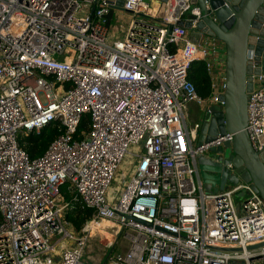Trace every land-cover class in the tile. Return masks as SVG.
Returning <instances> with one entry per match:
<instances>
[{"label":"built area","instance_id":"built-area-1","mask_svg":"<svg viewBox=\"0 0 264 264\" xmlns=\"http://www.w3.org/2000/svg\"><path fill=\"white\" fill-rule=\"evenodd\" d=\"M156 1L153 11L151 0H123L136 19L117 39L106 26L110 0H0V264H264L259 194L243 183L204 194L194 178L197 156L233 140L196 146L199 124L188 127L184 113L191 102L208 112L221 104L223 46L179 25L200 17L190 0ZM193 62L204 64L208 98L188 78ZM49 126L58 135L31 159L19 140ZM245 131L262 151L264 72ZM128 154L129 173L111 193ZM76 205L92 211L80 232L65 218ZM101 222L125 231L129 246L95 261Z\"/></svg>","mask_w":264,"mask_h":264},{"label":"water","instance_id":"water-1","mask_svg":"<svg viewBox=\"0 0 264 264\" xmlns=\"http://www.w3.org/2000/svg\"><path fill=\"white\" fill-rule=\"evenodd\" d=\"M110 2L115 4L105 16L107 27L115 10L127 12L123 0ZM190 3L199 9L200 17L193 28L191 22L180 21L179 25L215 38L224 49L221 104L206 111L209 115L199 124L196 146L209 143L218 135L233 134L231 142L218 146L217 155H210L206 169L210 179H217L220 175L217 170L223 173L231 165L234 174L243 177L264 201V147L260 152L254 151L245 131L248 95L253 91L254 77L264 72V0H190Z\"/></svg>","mask_w":264,"mask_h":264},{"label":"rangeland","instance_id":"rangeland-1","mask_svg":"<svg viewBox=\"0 0 264 264\" xmlns=\"http://www.w3.org/2000/svg\"><path fill=\"white\" fill-rule=\"evenodd\" d=\"M187 14L185 15V17ZM129 18L128 14H114L110 27H109V33L111 36L115 35L117 39L121 38L124 30H125V24L126 20ZM75 55V52L70 50L69 56L72 58ZM219 72L223 73V70L220 69ZM209 108H218L217 105H211ZM184 113L186 115V125L188 127L194 126L195 124H200L203 118L208 116L209 114L206 112L205 109H202V107L194 102L188 103L186 105V108L184 110ZM218 147H212L206 154H209L211 156H215L218 154ZM130 154L132 153H138L137 149H130ZM128 154L124 160L122 161L115 177L112 182L110 192L117 193L126 179L128 173H129V165L131 163V156ZM206 164L208 165V161L204 158L203 155L197 157V165L199 169V178L202 183V190L204 194H216L220 191H225L230 189L232 186H235L239 183L243 184H249L246 182V180L241 177L240 175H235L231 172L217 170L220 172L219 177L215 182L211 181V179L208 178V175L205 172ZM247 195L246 190H241L234 196V201L237 202L241 201L245 196ZM237 204V203H236ZM100 227H103V235L100 237V240L102 243H107L109 239L114 237L113 242L110 246H105L104 244H98V247L94 248L96 257H101L102 254L109 253L111 256H118L122 254L129 246V242L123 239V234L119 235V230L117 227H110L107 225L106 222H101V224L97 225V229ZM67 244V243H66Z\"/></svg>","mask_w":264,"mask_h":264},{"label":"trees","instance_id":"trees-1","mask_svg":"<svg viewBox=\"0 0 264 264\" xmlns=\"http://www.w3.org/2000/svg\"><path fill=\"white\" fill-rule=\"evenodd\" d=\"M188 78L193 82L197 93L202 98L210 96V84L203 62H193L188 71ZM88 130V116L84 115L78 130L76 138L82 137V132ZM58 135V130L54 126H49L42 129L38 134H30L19 140V145L26 151L31 159L40 157L44 154L49 144ZM67 186L61 188L62 193H65V198L70 195L67 193ZM70 199V198H69ZM68 199V200H69ZM92 211L76 205L72 211H67L65 218L70 222L75 232H80L85 223L91 218Z\"/></svg>","mask_w":264,"mask_h":264},{"label":"crops","instance_id":"crops-1","mask_svg":"<svg viewBox=\"0 0 264 264\" xmlns=\"http://www.w3.org/2000/svg\"><path fill=\"white\" fill-rule=\"evenodd\" d=\"M150 4H151V6H152V10L153 11H155L157 8L155 7L156 5H157V1L155 0H151V2H150ZM113 14H128L129 15V18L126 20V26H125V30H126V28H127V26H128V24H129V22L132 20V19H134L135 17L134 16H132L131 15V13H129V12H123V11H118V10H115L114 11V13ZM136 19V18H135ZM124 30V31H125ZM191 34H193L194 36H198L199 37V34L198 33H196V32H191ZM223 58H224V52H223V54H221L220 56H218V60L220 61V62H223ZM218 66V65H217ZM223 68V65L221 66V69ZM216 70H219L218 69V67H216ZM201 155H203V159L205 158L207 161H209V160H211L210 159V155L209 154H206V153H204V154H201ZM201 155H199V156H201ZM199 156H197V157H199ZM197 157H196V159H195V161H194V166H195V168H196V175H195V181H200V183H201V180H200V178H199V169H198V165H197ZM208 168V165L206 164V168H205V172H206V174L209 176V175H211L210 174V172L208 171V170H206ZM209 179L211 178L210 176L208 177ZM211 181H213V182H215L213 179H211ZM201 186H202V183H201ZM65 194V193H64ZM70 195V199H71V194H69ZM66 196L64 195V199H65V201H68V199H66L65 198ZM69 199V200H70ZM107 225L109 226L110 224L109 223H107ZM111 240V239H110ZM94 259H95V261H97L98 260V257H94Z\"/></svg>","mask_w":264,"mask_h":264},{"label":"bare ground","instance_id":"bare-ground-1","mask_svg":"<svg viewBox=\"0 0 264 264\" xmlns=\"http://www.w3.org/2000/svg\"><path fill=\"white\" fill-rule=\"evenodd\" d=\"M108 242H110V239H109V241H108ZM108 242H107V243H108Z\"/></svg>","mask_w":264,"mask_h":264}]
</instances>
